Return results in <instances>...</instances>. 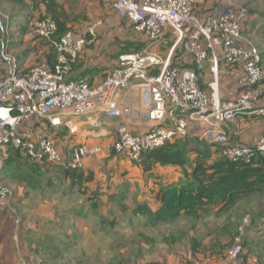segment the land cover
<instances>
[{"label":"built area","instance_id":"2783aa9c","mask_svg":"<svg viewBox=\"0 0 264 264\" xmlns=\"http://www.w3.org/2000/svg\"><path fill=\"white\" fill-rule=\"evenodd\" d=\"M106 1L147 39V47L121 57L117 67L96 86L87 79H72L87 38L70 31L58 43L54 65L44 63L26 72L14 63L8 76L0 81V173L7 148L20 151L36 163L82 171L88 160L102 156L101 145L81 144L69 154L62 153L52 137L26 138L20 133L21 128L49 123L59 129L68 117L84 118L93 127L102 126L103 116L122 117L116 98L133 84L150 91L147 115L151 126L147 132L136 134L121 124L114 145L117 156L139 163L146 151L187 135L189 123L200 124V137L216 145L228 161L251 164L264 156V129L250 145L239 143L223 129L240 118L264 120V65L259 49L243 35L249 16L245 6L227 5L200 16L196 13L197 0ZM101 26V21L94 22L87 28L86 36L95 37ZM57 29V23L45 17L32 24L31 35L50 39ZM168 32L175 47L181 46L192 57L194 69L173 65L171 55L163 58L155 51ZM222 64L239 72L236 93L227 100L220 96ZM206 65L212 78L209 90L200 85ZM168 116L173 120L171 128L163 124ZM68 127L70 132L75 131V127ZM12 196L0 183V211H12ZM237 243L227 253L230 261L245 255V248ZM17 264L40 263L22 257ZM252 264L259 263L253 259Z\"/></svg>","mask_w":264,"mask_h":264},{"label":"rangeland","instance_id":"374dc122","mask_svg":"<svg viewBox=\"0 0 264 264\" xmlns=\"http://www.w3.org/2000/svg\"><path fill=\"white\" fill-rule=\"evenodd\" d=\"M57 3L59 7L54 11L56 12L55 16L62 23L67 24L68 31L73 32L78 37L87 38V45L77 61L79 67L84 64L87 67H95L102 78H106L117 67L121 57L136 53L144 48L142 46L145 44L144 36L137 33L126 18L119 15L106 0H57ZM227 5L245 6L248 9L249 17L253 18L251 20L253 26L244 28V35L259 49L264 65V0H197L196 13L205 16L215 13L217 9H223ZM45 17L54 19L53 15L47 12L46 5L42 2L36 1V5L32 6L29 0H24L22 5L0 0V19H2L5 27L2 34L3 46L0 49L2 73L0 81L8 76L14 63H17L21 70L26 72L34 66L47 63V53L51 52L53 46L58 47L59 42L55 44V41L40 39L31 35L32 24ZM96 21L102 22L97 35L95 37L86 36L87 28ZM166 54L165 50L160 53V56L166 57ZM221 75L220 85L222 83ZM132 109H134L133 114L135 108ZM252 118L259 119H251L256 120L257 124L262 123V118ZM191 124L197 127L189 130ZM140 126L149 128L151 123L146 122V124L138 125V127ZM189 128L186 137H195V140L198 141V144H193L190 147H199L201 146L199 143H201L202 146L211 148L212 159L224 158L216 145L210 144L198 136L201 129L200 124L189 123ZM223 128L226 130L225 126ZM34 131H36L33 133L35 137H53L54 133L49 124L47 131ZM58 142L61 143V141ZM16 154L11 148H7L5 161L8 162L10 157L19 159L20 171L16 169L18 166L16 163L8 164L4 161L7 170L3 175L0 174V183L13 193L14 206L18 210L20 223H15L11 214L3 213L0 222L1 264H17L22 257L33 258L32 252L25 253L22 251L21 241L17 244H13V241L17 242L16 237L21 240L20 230L29 228L28 217L24 213L30 214V210L40 206L39 196L36 189L30 190L28 188L23 192V197L29 196L28 202L20 204L18 200L21 198L22 190H18L13 177L24 175L26 172V174L30 173L34 177L37 176V179L43 182L52 176L53 172L61 168L46 163L39 166L44 170H39L36 162L25 158L23 154L20 157ZM191 159L195 160V156L192 155ZM90 162L96 164L97 176H95L97 180L99 179L98 181L111 182L110 185L115 184L117 188L118 184H122V180L126 183L120 188L122 187L121 189L124 188L126 191L127 197L124 202L128 204V211L124 212L116 205L110 207L107 205L108 211L110 210L113 214L107 212L106 217L111 222H118L115 228H111L109 224L98 228L100 224H97L96 228L92 230L90 228L91 223L99 221V219L94 216V221L79 218L80 221L87 223L88 229L91 230L88 232L87 229L83 230V233L81 229H78L73 235L72 242L75 246L87 245L88 250L85 252L77 251L74 260L63 259L62 264H232L226 255L233 246L239 245L238 241L247 250L248 257L256 259L259 264H264V220L252 218L256 213V205L252 202L255 198L248 201L243 200L235 206H226L217 202L199 212L195 217L182 216L169 222L156 223L133 213L137 203L145 201V198H141L143 188L138 182H135L139 174L138 164L117 156L112 148L107 151L103 150L99 159H92ZM37 169L39 170L38 174H34ZM186 170L190 172L189 167ZM82 171L85 174L89 173V169L86 167ZM179 174L182 176L181 181H183L184 170ZM127 176L128 179H126ZM158 177L161 176L154 173L151 179L160 180ZM151 179L148 178L147 181ZM89 187L95 189L90 184ZM65 189H67L68 195L72 191L64 183L60 193ZM27 192L28 195H25ZM73 197V201L77 203L76 207L82 206L85 211L89 209L86 196L75 193ZM263 198L262 204L264 205ZM94 240H97L95 245H93ZM43 262L48 264L49 261L44 260Z\"/></svg>","mask_w":264,"mask_h":264},{"label":"crops","instance_id":"0c3cea01","mask_svg":"<svg viewBox=\"0 0 264 264\" xmlns=\"http://www.w3.org/2000/svg\"><path fill=\"white\" fill-rule=\"evenodd\" d=\"M120 15V14H119ZM251 20L253 18L248 16L247 22L245 24V29L247 27L253 26L251 25ZM250 29V28H249ZM145 44L142 45L145 49L147 47V39L144 37ZM142 49V50H143ZM166 50V57L167 58L171 55V61L173 65L179 66L181 68H188L194 69L195 63L191 56L185 53L184 49L181 47H175V41L171 33H166L163 42L159 45V47L155 50L157 53H160ZM77 64V63H76ZM75 66V65H74ZM227 69V70H225ZM97 68L95 67H87L85 64L79 67V63L73 68L72 79H87L92 85L96 86L99 85L104 78L97 72ZM238 69L227 66L222 64L221 66V78L222 83L220 85V96L223 100H227L232 98L235 95V79L238 76ZM211 75L209 73V66L206 65V71L201 79L200 85L203 89L209 90V83L212 80ZM116 101L118 102V107L120 111H122L121 118H106L103 116V125L99 127H93L87 123V120L76 119L74 117L66 118L64 125L59 129L52 128L53 139L56 142V145L60 152L62 153H71V150L74 146L87 144V145H101L104 151L112 148L114 151V145L118 140V128L121 124L127 125V127L132 130L136 134H142L147 132V126H140L149 122L147 112L151 106V99H150V91L147 87L140 85V84H133L128 90L121 92ZM135 108V112L132 114ZM258 118L252 117H245L235 120L229 125H226V131L232 134V136L241 144L250 145L253 142L254 137L260 135L264 129V120L262 123L257 124L256 120H251ZM105 121V122H104ZM256 123V124H255ZM165 127L171 128L173 126L172 117L168 116L163 123ZM196 124V123H195ZM254 124V125H253ZM47 125H36L31 127L32 125L24 126L21 128L20 133L23 134L26 138L27 137H34L37 130L41 132L47 131ZM75 127V131L72 133L69 130V127ZM251 125H253L251 127ZM50 126V125H49ZM131 126V127H129ZM196 125L191 124L189 130L195 127ZM197 127V126H196ZM224 129V128H223ZM256 134H253L255 133ZM193 135V134H191ZM187 136V135H186ZM185 136V137H186ZM41 137V136H39ZM36 137V138H39ZM182 138V137H178ZM186 141L195 140V137H186ZM58 141H61L58 142ZM88 160L85 163V167L89 169L88 172H93L94 176H97L96 172V164H93ZM38 167L41 164H37ZM43 169V168H42ZM159 169V168H158ZM156 170L155 173L160 175V180L151 179L150 175H146L143 170L139 167V174L138 178L135 182H138L140 187L143 188V191H147L148 196L151 198H147L148 204L153 208L154 207V200L152 198L151 191L156 187L157 182L167 183L169 185H176L180 186L182 181V176L179 172H182L181 168L178 167H171V168H161ZM44 170V169H43ZM47 171V170H45ZM85 171V170H84ZM165 173V174H163ZM50 177V176H49ZM150 178V181H147ZM128 179V176L126 177ZM99 180V179H98ZM95 179L90 186L93 188H98L99 186H107L108 182L106 181H98ZM17 184L18 190H22L21 198L18 200L20 204L27 203L28 198L23 197L24 190H28V187L22 183L20 180H13ZM122 182H124L122 180ZM150 182V183H148ZM40 189L37 190V195L39 196V207H35V209L30 210L31 213H24L27 215V224L29 228L20 230V237L21 240L16 237V241H13V244L20 243L21 241V249L25 253H33V258L27 257L30 260L39 262L43 264V261H49L48 264H62L61 261L65 260H74L75 253L77 251H87V245L81 247V245L75 246L73 244V235L77 232L78 229L86 230H94L99 221H94V213L92 208V204L88 203L87 197L86 202L88 210L82 209V206H77V203L73 201L74 194H71L67 189L60 193V189L63 188V185H60V182H55V188L51 190L46 189L47 180L40 182ZM64 184V183H63ZM67 185V183H65ZM147 184V185H146ZM117 185V184H116ZM120 185V184H118ZM45 186V189L42 190V187ZM115 187V184H112L111 187ZM110 187V185H109ZM112 187V188H113ZM31 190V189H30ZM19 194V193H18ZM28 195V192L25 193ZM147 195V193H146ZM103 198V197H102ZM58 199L60 200L58 202ZM104 199V198H103ZM76 204V205H75ZM91 204V205H90ZM155 209V207H154ZM94 216V217H93ZM2 216L0 215V218ZM79 218L83 219H91L94 222L91 223L90 228L88 229L89 225L84 221H80ZM98 219L97 217H95ZM2 219V218H1ZM2 221V220H1ZM81 227V228H80ZM86 227V228H85ZM100 228V227H98ZM85 232V233H87ZM84 233V231H83ZM62 235V237H60ZM8 236V235H7ZM8 238V237H7ZM29 238V239H27ZM97 240L93 241V245L96 244ZM227 257V256H226ZM43 261H40V260ZM80 259V257H77ZM228 259V257H227ZM229 260V259H228ZM251 257L245 256L237 261H230L232 264H251ZM67 264V263H64ZM75 264V263H69Z\"/></svg>","mask_w":264,"mask_h":264},{"label":"trees","instance_id":"16d2710c","mask_svg":"<svg viewBox=\"0 0 264 264\" xmlns=\"http://www.w3.org/2000/svg\"><path fill=\"white\" fill-rule=\"evenodd\" d=\"M3 1L17 5L24 3V0ZM36 1L46 5L47 12L51 13L54 17V19L52 17L50 18L57 23V31L48 39L55 41L56 44L65 33L69 32L67 24L62 23L55 16L56 12L54 11L59 7L57 0H29L32 6L36 5ZM4 31L5 27L2 19H0V49L3 46L2 34ZM51 43L53 44V42ZM56 57L57 47L53 46L51 52L46 55L47 64L54 65ZM1 76L0 69V78ZM197 142V140L188 142L185 140V137L181 139L175 138L162 147L146 151L142 155L141 161L136 164H138L146 175L154 176L158 168L178 167L182 171L184 170V176L180 186L162 182L155 183L156 187L151 191L155 209L147 201V198H151V196H148L150 193L147 191L142 192L141 198H145V201L137 203L133 213L137 216H143L153 220L156 223H161L169 222L182 216L195 217L199 212L217 202H221L226 206H235L243 200L248 201L255 198L252 202L256 205V213L252 218L264 220V205L262 204V197H264V156H259L251 164L233 163L225 158L212 159L213 152L209 146H202L199 143L201 145L199 147H190L193 144H198ZM11 150L14 154L17 153L16 156L18 157L22 155L20 151ZM192 155L195 156V160L191 159ZM19 162V159L10 157L7 163H16L18 165L16 169L20 171L21 164ZM39 164L45 165L46 163ZM5 167L2 168L1 175L7 170ZM187 167L190 168V172H187ZM37 168L39 170L42 169L40 167ZM39 170H35L34 174H38ZM13 179L22 181L31 190L40 189L41 180L30 173L26 174L25 172L24 175L14 176ZM95 179L96 176H94L93 172L85 174L84 171L80 172L75 169L61 167L46 179V189H54L55 182L57 181L60 182V185L67 183V186L72 190L70 192L84 195L87 197L88 203H92L91 209L93 210L94 216L99 219L100 228L106 224H109L111 228H115L118 222H111L106 217L107 212L108 214L112 213L110 210L108 211L107 205L109 207L116 205L122 211H128V204L124 202L127 197L126 191L124 188L123 190L121 189L122 187L120 188V186H124L126 183L122 182V184L118 185V188H112L110 185L111 182H109L105 187L99 186L98 188L90 189L89 184L95 181ZM76 188L77 191H75ZM44 189L45 186L42 187V190ZM106 194L107 196L105 197ZM1 218L0 222L2 220Z\"/></svg>","mask_w":264,"mask_h":264},{"label":"clouds","instance_id":"9594fccd","mask_svg":"<svg viewBox=\"0 0 264 264\" xmlns=\"http://www.w3.org/2000/svg\"><path fill=\"white\" fill-rule=\"evenodd\" d=\"M249 12V11H248ZM243 35H244V31H243ZM246 35H244V37H245ZM246 38V37H245ZM248 39V38H247ZM261 57H262V55H261ZM262 64H263V58H262ZM220 74H221V71H220ZM132 131V130H131ZM199 134H200V132H199ZM186 136V135H185ZM185 136H182V137H185ZM199 137H200V135H198ZM178 137H181V136H178ZM178 137H175V138H178ZM201 138V137H200ZM202 139V138H201ZM174 140V139H173ZM172 140V141H173ZM204 140V139H203ZM218 148V147H217ZM116 154V153H115ZM4 167H5V165H4ZM2 185V184H1ZM13 194V193H12ZM14 197L12 196V201H11V209H12V211L11 210H9V209H3V210H1L0 211V215L1 216H3V213L4 212H7V213H9V214H11V216L14 218V221H15V223H17V224H19L20 223V216H19V213H18V210L16 209V207L14 206V199H13ZM234 247V246H233ZM232 247V248H233ZM231 248V249H232ZM230 249V250H231ZM229 250V251H230ZM228 251V252H229ZM245 255L244 256H247V254H248V252H247V250L245 249ZM227 252V253H228ZM227 256V255H226ZM244 256H242V257H244ZM241 257V258H242ZM26 258V257H25ZM28 259V258H27ZM240 259V258H239ZM254 258H252V260H253ZM30 260V259H29ZM252 260H251V263H252ZM33 261V260H32ZM230 261V260H229ZM237 261V260H236Z\"/></svg>","mask_w":264,"mask_h":264}]
</instances>
